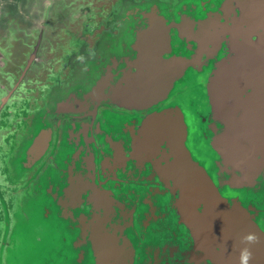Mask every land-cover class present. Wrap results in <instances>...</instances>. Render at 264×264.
Returning a JSON list of instances; mask_svg holds the SVG:
<instances>
[{
    "label": "water",
    "instance_id": "obj_1",
    "mask_svg": "<svg viewBox=\"0 0 264 264\" xmlns=\"http://www.w3.org/2000/svg\"><path fill=\"white\" fill-rule=\"evenodd\" d=\"M243 247L264 264V0H0V264Z\"/></svg>",
    "mask_w": 264,
    "mask_h": 264
},
{
    "label": "clouds",
    "instance_id": "obj_2",
    "mask_svg": "<svg viewBox=\"0 0 264 264\" xmlns=\"http://www.w3.org/2000/svg\"><path fill=\"white\" fill-rule=\"evenodd\" d=\"M245 240L247 241H253L256 239L255 235L252 233H245L244 237ZM251 253L247 247H243L240 250V259L244 264H246L247 260L249 259Z\"/></svg>",
    "mask_w": 264,
    "mask_h": 264
}]
</instances>
